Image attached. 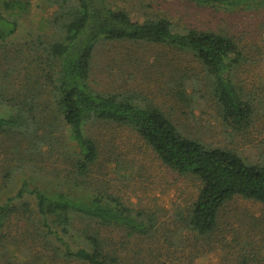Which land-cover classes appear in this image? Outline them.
<instances>
[{
    "label": "trees",
    "instance_id": "1",
    "mask_svg": "<svg viewBox=\"0 0 264 264\" xmlns=\"http://www.w3.org/2000/svg\"><path fill=\"white\" fill-rule=\"evenodd\" d=\"M51 1L56 8L49 32L19 38V21L29 2L0 0V147L18 154L24 148L31 167L57 155L75 174L86 177L99 153L88 127L115 124L134 131L167 168L196 183L197 194L185 218L195 236L210 235L220 211L235 198L264 204V161L250 162L233 150L188 137L152 103L133 93L99 92L89 82L101 42L167 45L192 54L205 67L222 118L243 130L254 111L232 81V71L243 57L235 39L175 28L164 17L138 21L109 0ZM187 1L223 9L264 5V0ZM46 93L50 102L44 103L41 96ZM63 127L70 130L68 140L60 132ZM22 221L34 234V243L82 264H127L101 233L104 229L147 238L156 228L153 212L132 208L113 194L39 188L22 179L18 190L0 202V264L12 259L5 229Z\"/></svg>",
    "mask_w": 264,
    "mask_h": 264
},
{
    "label": "rangeland",
    "instance_id": "2",
    "mask_svg": "<svg viewBox=\"0 0 264 264\" xmlns=\"http://www.w3.org/2000/svg\"><path fill=\"white\" fill-rule=\"evenodd\" d=\"M24 1L29 5L21 14L18 37L49 32L56 8L52 1ZM109 1L138 21L164 17L175 28L213 31L235 39L243 57L232 71V81L251 103L253 118L243 130L225 122L205 67L192 54L163 44L101 42L93 56L91 87L103 93H133L160 108L184 135L233 150L250 162L264 161V5L223 9L187 0ZM48 96H41L44 103L50 102ZM88 128L99 153L86 177L75 174L57 155L31 167L24 148L18 154L0 147V202L18 190L22 179L39 188L113 194L156 217L155 232L147 238H127L117 229L101 231L127 264H241L242 260L264 264L263 203L233 199L220 211L215 230L197 237L185 224L196 183L167 168L131 129L104 123ZM60 130L68 140L70 130ZM25 223L5 229L10 234L9 264H82L60 257L51 246L34 243Z\"/></svg>",
    "mask_w": 264,
    "mask_h": 264
}]
</instances>
